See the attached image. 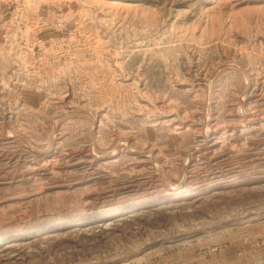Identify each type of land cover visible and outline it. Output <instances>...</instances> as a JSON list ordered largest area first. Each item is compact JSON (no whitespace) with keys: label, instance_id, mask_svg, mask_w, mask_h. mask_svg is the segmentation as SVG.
<instances>
[{"label":"rangeland","instance_id":"1","mask_svg":"<svg viewBox=\"0 0 264 264\" xmlns=\"http://www.w3.org/2000/svg\"><path fill=\"white\" fill-rule=\"evenodd\" d=\"M0 264H264V0H0Z\"/></svg>","mask_w":264,"mask_h":264},{"label":"bare ground","instance_id":"2","mask_svg":"<svg viewBox=\"0 0 264 264\" xmlns=\"http://www.w3.org/2000/svg\"><path fill=\"white\" fill-rule=\"evenodd\" d=\"M207 123V122H206Z\"/></svg>","mask_w":264,"mask_h":264}]
</instances>
